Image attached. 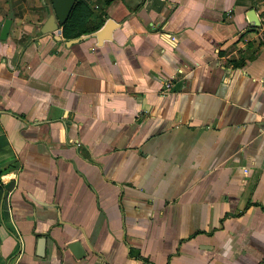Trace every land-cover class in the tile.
<instances>
[{"label":"crops","instance_id":"0c3cea01","mask_svg":"<svg viewBox=\"0 0 264 264\" xmlns=\"http://www.w3.org/2000/svg\"><path fill=\"white\" fill-rule=\"evenodd\" d=\"M83 1L0 0V264H264V0Z\"/></svg>","mask_w":264,"mask_h":264},{"label":"trees","instance_id":"16d2710c","mask_svg":"<svg viewBox=\"0 0 264 264\" xmlns=\"http://www.w3.org/2000/svg\"><path fill=\"white\" fill-rule=\"evenodd\" d=\"M90 9L83 0H74L66 19L61 23V32L64 37H73L89 29L87 19Z\"/></svg>","mask_w":264,"mask_h":264},{"label":"water","instance_id":"95a60500","mask_svg":"<svg viewBox=\"0 0 264 264\" xmlns=\"http://www.w3.org/2000/svg\"><path fill=\"white\" fill-rule=\"evenodd\" d=\"M52 4V12L49 13L46 20L40 26L42 32L51 31L57 29V24H61L67 17L74 0H50ZM249 19L251 22H255L253 18ZM10 23V18L6 17L0 27V37L4 38ZM76 37L69 38L66 40H72Z\"/></svg>","mask_w":264,"mask_h":264},{"label":"built area","instance_id":"2783aa9c","mask_svg":"<svg viewBox=\"0 0 264 264\" xmlns=\"http://www.w3.org/2000/svg\"><path fill=\"white\" fill-rule=\"evenodd\" d=\"M262 37H264V32L261 33Z\"/></svg>","mask_w":264,"mask_h":264}]
</instances>
